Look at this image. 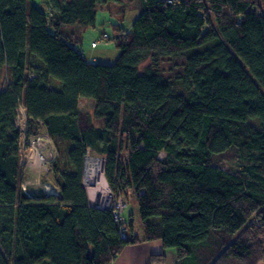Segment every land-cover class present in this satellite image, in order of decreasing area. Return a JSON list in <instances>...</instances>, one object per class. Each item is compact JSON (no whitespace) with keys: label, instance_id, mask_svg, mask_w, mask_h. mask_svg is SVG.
<instances>
[{"label":"trees","instance_id":"16d2710c","mask_svg":"<svg viewBox=\"0 0 264 264\" xmlns=\"http://www.w3.org/2000/svg\"><path fill=\"white\" fill-rule=\"evenodd\" d=\"M115 1L0 0V264H112L152 240L176 264H261L264 0H139L129 29L111 21L115 62L91 63L65 27L93 26ZM81 99L93 100L85 127ZM19 108L27 136L57 145V195L20 188ZM89 153L114 195L133 196L125 236L89 204Z\"/></svg>","mask_w":264,"mask_h":264},{"label":"rangeland","instance_id":"374dc122","mask_svg":"<svg viewBox=\"0 0 264 264\" xmlns=\"http://www.w3.org/2000/svg\"><path fill=\"white\" fill-rule=\"evenodd\" d=\"M142 11L140 6L139 0H119L115 2H108L97 7V14L94 25L88 26H75L69 25L66 30L74 31L77 35L81 36V44L80 48L84 52L85 58L90 61L91 63H103V64H113L116 58L119 55V51L115 47V43L113 39L105 40L102 38L103 33L107 34L108 37H112L114 29L113 23L115 22V27H121L125 30L129 29L132 21L136 18V16ZM123 29V30H124ZM116 30V29H115ZM117 32V31H116ZM98 40L97 47L92 48L91 43ZM148 63V61H147ZM180 61L177 62H163L161 64L162 69L167 72V75H170L171 72H178L180 70ZM179 64V65H178ZM140 70L143 71V65L140 66ZM4 69L0 70V82L4 81ZM93 100L91 99H81L79 102V109H80V125L82 127L87 126L88 119H93L92 112H93ZM16 126L20 130V164L23 167L24 172V181L21 184V190L24 193L29 195L44 193L49 195H57V188L53 184L52 175L50 171H48L51 162L55 158L54 149L55 145L51 140H46L44 138V134L40 133L37 135L27 136L26 134V117L24 110L22 108L18 109V118L16 121ZM34 140H40V146L44 148V154L46 156V160L43 161L42 159L35 156V146L38 142H32ZM29 140V141H28ZM57 146V145H56ZM59 149V148H58ZM48 150H52V154L49 153ZM34 152V153H33ZM60 154H62L61 150L59 149ZM88 156H93L96 158H101L105 160L103 155L95 156L92 153H89ZM226 159L229 157L226 156ZM233 161V157L230 159L229 164ZM85 166V160H84ZM107 180V179H106ZM108 184V181H107ZM83 186L84 185V167H83ZM109 192L106 194L105 197H108L111 194V187L108 184ZM86 190V188H85ZM87 193V192H86ZM128 196V203L129 207L126 210L127 212L133 211L132 218L136 219L137 211L135 203L133 202V196L131 192L126 194ZM88 197V194H87ZM89 202L93 201L88 197ZM102 200V199H101ZM106 201V200H105ZM136 225V220L134 222ZM138 226V225H137ZM137 230L135 231V233ZM264 264V261L261 262Z\"/></svg>","mask_w":264,"mask_h":264},{"label":"crops","instance_id":"0c3cea01","mask_svg":"<svg viewBox=\"0 0 264 264\" xmlns=\"http://www.w3.org/2000/svg\"><path fill=\"white\" fill-rule=\"evenodd\" d=\"M133 220L137 226V217ZM136 226L135 231L138 230ZM112 264H176V254L173 249L164 248L160 240L139 242L124 246Z\"/></svg>","mask_w":264,"mask_h":264},{"label":"built area","instance_id":"2783aa9c","mask_svg":"<svg viewBox=\"0 0 264 264\" xmlns=\"http://www.w3.org/2000/svg\"><path fill=\"white\" fill-rule=\"evenodd\" d=\"M102 38L105 40H108V35L103 33ZM97 44H98V40L95 42H92L91 47L94 48L97 46ZM44 138L48 141L51 140V138L46 134H44ZM33 140L34 139H32L31 141H29V140L28 141L32 142ZM34 142H38V144L35 146V150H34L35 156L42 159L43 161H45L46 160V156L44 154L45 150L43 149L44 148L43 146H40L41 145V144H39L40 140H34ZM48 151L50 154H52V150H48ZM54 154H55V149H54ZM111 194L112 195H110L108 197H104L103 200L100 199L99 204H96V200L89 202V204L91 206H95V207L100 208V209L110 210L112 212L113 219H114L115 223L118 225L119 232L122 234V236H125V234H127V232H128L127 220L124 217L125 212L129 206V204H127L128 203V196H126V195H114L112 192H111Z\"/></svg>","mask_w":264,"mask_h":264},{"label":"bare ground","instance_id":"6f19581e","mask_svg":"<svg viewBox=\"0 0 264 264\" xmlns=\"http://www.w3.org/2000/svg\"><path fill=\"white\" fill-rule=\"evenodd\" d=\"M105 161L101 158L87 156L84 166V185L91 200L104 199L109 191L105 177Z\"/></svg>","mask_w":264,"mask_h":264},{"label":"water","instance_id":"95a60500","mask_svg":"<svg viewBox=\"0 0 264 264\" xmlns=\"http://www.w3.org/2000/svg\"><path fill=\"white\" fill-rule=\"evenodd\" d=\"M105 161V160H104ZM105 164V163H104ZM99 200H100V198L98 199L97 198V200H96V204H99ZM92 251V250H91ZM92 254V253H91Z\"/></svg>","mask_w":264,"mask_h":264}]
</instances>
